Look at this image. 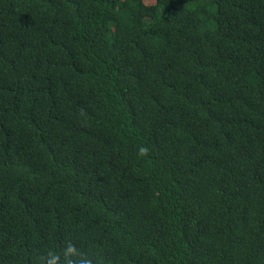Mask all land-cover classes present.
<instances>
[{"label":"trees","instance_id":"1","mask_svg":"<svg viewBox=\"0 0 264 264\" xmlns=\"http://www.w3.org/2000/svg\"><path fill=\"white\" fill-rule=\"evenodd\" d=\"M144 1L0 0V264H264V0Z\"/></svg>","mask_w":264,"mask_h":264},{"label":"clouds","instance_id":"2","mask_svg":"<svg viewBox=\"0 0 264 264\" xmlns=\"http://www.w3.org/2000/svg\"><path fill=\"white\" fill-rule=\"evenodd\" d=\"M146 151V149H141V154H143L144 152ZM69 251H72L71 249L69 250ZM48 264H56V259L55 258H53V259H50L49 261H48Z\"/></svg>","mask_w":264,"mask_h":264},{"label":"rangeland","instance_id":"3","mask_svg":"<svg viewBox=\"0 0 264 264\" xmlns=\"http://www.w3.org/2000/svg\"><path fill=\"white\" fill-rule=\"evenodd\" d=\"M147 5H154L156 3V0H145L144 1Z\"/></svg>","mask_w":264,"mask_h":264}]
</instances>
